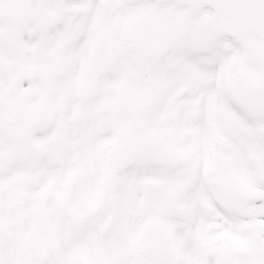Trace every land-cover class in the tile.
I'll use <instances>...</instances> for the list:
<instances>
[{"label": "snow or ice", "instance_id": "1", "mask_svg": "<svg viewBox=\"0 0 264 264\" xmlns=\"http://www.w3.org/2000/svg\"><path fill=\"white\" fill-rule=\"evenodd\" d=\"M0 264H264V0H0Z\"/></svg>", "mask_w": 264, "mask_h": 264}]
</instances>
